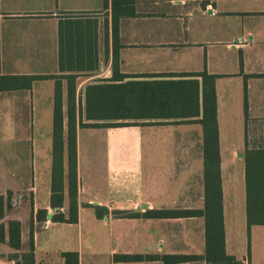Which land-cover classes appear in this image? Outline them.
<instances>
[{"label": "crops", "instance_id": "obj_1", "mask_svg": "<svg viewBox=\"0 0 264 264\" xmlns=\"http://www.w3.org/2000/svg\"><path fill=\"white\" fill-rule=\"evenodd\" d=\"M116 1L117 44L113 0H0V76L39 78L30 89L0 92L1 222L7 229L11 220L21 223V249L9 245L7 231L0 264H16L13 254L24 264L32 230L35 264H65L66 252H77L79 264H165L115 261L121 255L204 256V217L143 214L205 210V149L212 147L205 127L213 129L214 109L225 250L244 264H264V0ZM92 14L99 15L94 69L62 71L61 23ZM58 84L63 204L55 208ZM98 85L103 117L88 120L87 89ZM69 111L76 115L79 207L76 223H61L51 218L69 217ZM94 207L108 211L103 219ZM41 210L48 216L38 221Z\"/></svg>", "mask_w": 264, "mask_h": 264}, {"label": "trees", "instance_id": "obj_2", "mask_svg": "<svg viewBox=\"0 0 264 264\" xmlns=\"http://www.w3.org/2000/svg\"><path fill=\"white\" fill-rule=\"evenodd\" d=\"M134 0H121L119 5L131 6ZM108 6V0L106 3ZM117 1L113 0V39L114 43L118 42V20L119 13L117 11ZM60 56H61V70L65 71H86L93 70V62L97 55L95 48L97 45V22L92 19H84L78 17L76 19H69L60 26ZM76 48V52L74 51ZM87 50V51H86ZM94 52V53H93ZM64 59H67L69 65L73 60L82 63L83 67L75 68L66 66ZM87 62V63H86ZM72 80L74 76H66ZM39 79L36 76H0V92L14 91L21 89H30L35 80ZM71 92L69 91V110L74 106V101L71 100ZM103 87L90 86L86 94V114L88 120H101L102 115V98ZM63 100L62 88L60 84L57 85L55 96V116H54V135L57 139L55 142V162L53 169V197L52 204L55 208L62 207L63 204V133H64V115H63ZM214 126L211 131L205 127L206 140L211 139L212 147L205 149L207 162L211 160V165L207 164L206 178H207V195L206 207L204 211H148L143 214L145 218H179L201 216L205 218L206 222V250L204 256H186V255H121L116 256L117 262H138V261H161L165 264H179L187 263L196 260H205L207 264H244L238 261L234 256H230L225 250V230L222 210V195L220 191V175H219V148L218 135L215 120V109L213 110ZM81 127H98L100 124H84L80 123ZM68 152H69V196H70V211L69 217L62 212L54 214L51 218L53 222H67L76 223L78 221V201H77V153H76V115L69 111L68 116ZM210 167V168H209ZM211 178V187L209 183ZM211 190V196L210 192ZM56 205H58L56 207ZM10 206V203H8ZM95 214L99 219H103L104 213L108 212L106 209L94 207ZM5 214V200L0 197V243L6 241V234L8 231L9 245L16 249H21V223L16 220L8 222V229L1 221ZM117 215L125 217H138L139 214H129L126 212H119ZM48 214L46 211H39L37 213V220H46ZM16 264H22L19 260V254L10 256ZM65 264H79V254L77 252L63 253ZM24 264H35L34 260V238L33 230L31 231L30 250L22 255Z\"/></svg>", "mask_w": 264, "mask_h": 264}, {"label": "rangeland", "instance_id": "obj_3", "mask_svg": "<svg viewBox=\"0 0 264 264\" xmlns=\"http://www.w3.org/2000/svg\"><path fill=\"white\" fill-rule=\"evenodd\" d=\"M87 16H88V17L90 16L91 18H93V19H92V21H94V22H96V21H97V20H95L94 18H96V19H97V17H99V15H96V14H92V15H85V17H87Z\"/></svg>", "mask_w": 264, "mask_h": 264}]
</instances>
